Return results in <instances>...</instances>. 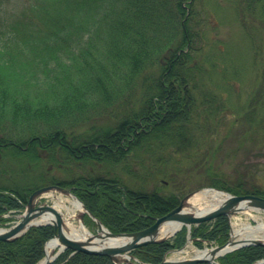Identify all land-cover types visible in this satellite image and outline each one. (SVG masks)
I'll return each instance as SVG.
<instances>
[{"label":"trees","instance_id":"16d2710c","mask_svg":"<svg viewBox=\"0 0 264 264\" xmlns=\"http://www.w3.org/2000/svg\"><path fill=\"white\" fill-rule=\"evenodd\" d=\"M239 1L264 25V0ZM194 3L30 0L23 11L29 14L5 20L0 30L6 37L0 42V159L15 165L0 164V222L4 211L23 207L32 189L48 183L69 187L112 232L140 230L177 205L184 193L164 192L161 183L152 186L147 180L163 173L176 181L180 169L198 165L194 158L202 152L207 127L214 125L210 115L218 110L197 56L204 45V18ZM214 65L210 60V68ZM197 94L212 105L205 102L202 113ZM181 157L191 161L180 165ZM47 162L65 177L53 175L33 185L16 179L32 172L43 180ZM212 174L208 185L264 196L256 186H246L240 173L233 182ZM85 223L93 221L85 215ZM229 230L228 216L219 215L191 226L190 237L197 247L202 241L220 244ZM53 235L51 224H40L0 240V264H36ZM185 240L183 226L172 238L131 252L156 263ZM262 259L263 244L218 257L220 264H264L257 262ZM47 264L115 263L106 254L65 248Z\"/></svg>","mask_w":264,"mask_h":264},{"label":"rangeland","instance_id":"374dc122","mask_svg":"<svg viewBox=\"0 0 264 264\" xmlns=\"http://www.w3.org/2000/svg\"><path fill=\"white\" fill-rule=\"evenodd\" d=\"M29 1L0 0L1 31L5 20L22 14ZM194 2L195 9L199 11L197 14L204 18V45L197 51V56L204 65L203 75L216 94L211 97L212 105L218 107V110L216 108V111L211 113L209 121L214 125L207 127L205 142L200 147L202 152L199 157L194 158L198 165L195 164L196 166L191 168L185 166L189 168L188 171L180 169L176 173V181L166 174L155 173L153 179H148L147 182L149 185L161 183L164 192L187 193L207 187L208 178L213 175L212 173L221 174L230 182L235 181L240 173L246 186L254 185L264 191V25L258 24L257 20L247 14L243 10L242 1L239 0ZM29 13L30 11H27L23 15ZM4 40L5 34L0 32V42ZM210 60L215 64L214 67L210 68ZM209 69L211 73L208 74ZM196 98V106L200 113L207 104L212 106L209 101H204L202 96L197 94ZM189 161L191 160L181 157L177 163L183 165ZM0 164L15 165L12 159L3 158L0 159ZM203 166L208 167L210 172L204 171ZM42 167L43 170L47 169L43 180L38 179L39 174L37 177L32 172L18 174L16 179H19L22 185H33L49 180L53 175L58 178H64L66 175V172L48 162ZM125 178L129 179L127 176ZM136 182L135 180L133 184L138 185ZM54 195L66 194L58 190H47L35 198L34 204H51ZM184 207L190 209L188 205ZM20 214L14 215L16 219ZM255 215H261L264 219L262 210L247 208L230 215L229 221L231 224L239 218L244 222L255 223L253 218ZM87 228L93 233L97 230L94 223L89 224ZM173 236L171 234L165 238ZM202 242V246L197 247L193 240L188 239L180 248L168 251L166 258L178 254L177 249L181 250L179 253L181 257L190 258L191 248L200 249L217 245L214 242ZM132 264L138 262L133 260Z\"/></svg>","mask_w":264,"mask_h":264},{"label":"water","instance_id":"95a60500","mask_svg":"<svg viewBox=\"0 0 264 264\" xmlns=\"http://www.w3.org/2000/svg\"><path fill=\"white\" fill-rule=\"evenodd\" d=\"M47 190H58L64 194H71L80 202L82 206V210L75 214L74 218L79 219L81 222H83L84 215L88 214L94 220L95 224L99 229L102 230L103 228H106L101 223V221L97 217H95L90 210L86 208L85 204L74 193L71 192L70 189L57 184L45 185L34 189L28 196L21 218L13 225L3 228L0 231V240H12L20 236L28 227L32 225L41 224L31 223V219L46 211L52 212L55 216V220L51 222L42 223H50L53 225L54 236L57 237L58 243L62 247L58 248L57 251L50 258L42 259L37 264H47V262L54 258L57 253H59L64 248H70L72 251H86L97 254H106L116 264L121 261L131 263V260L129 258L133 257L130 253L133 248L149 242H158L165 238L164 236H158L159 227L164 221H179L182 224L186 225L187 228H189L191 224H196L205 220H209L215 218L218 215H227L229 217L230 215L242 209L253 208L264 211L263 196L253 193L234 194L227 192V196L226 198H224L221 204H218L215 208L210 209L202 214H196L195 211L187 210L184 208L185 205H188V198L195 192L190 191L181 197L178 204L173 209L163 214L162 216L156 218V220L152 224L143 229L133 232H111L106 228L105 231H97L90 235L88 238L80 240L78 238L67 236L63 232V218L61 214L57 212L51 205L34 204L35 198L39 194ZM189 207L191 208V206ZM68 221L70 223V219ZM104 236L112 238L115 243L111 245L106 244L98 245L97 247H92L91 242L93 237ZM251 243L264 244V241L259 238L237 241L232 239L230 234L229 238L224 243L212 247L209 256H193L190 258H184L178 260L177 264H196L201 261H207L212 264H220L215 259L216 256L222 255L232 249ZM215 252H217L216 255ZM123 254H126L129 258L123 257ZM175 262L176 261L163 258L161 261L151 264H175Z\"/></svg>","mask_w":264,"mask_h":264},{"label":"bare ground","instance_id":"6f19581e","mask_svg":"<svg viewBox=\"0 0 264 264\" xmlns=\"http://www.w3.org/2000/svg\"><path fill=\"white\" fill-rule=\"evenodd\" d=\"M227 192L221 188L217 189L215 187H204L195 191L188 198V206H191L190 209L195 211L196 214H202L210 209L215 208L218 204H221L224 198H226ZM51 206L61 214L64 224L63 232L70 237L78 238L84 240L88 238L93 233L79 220H75L74 216L78 211L82 210L80 202L71 194H66L65 196L54 195V199L51 203ZM174 208V207H173ZM172 208V209H173ZM186 209V208H185ZM171 210V209H170ZM169 210V211H170ZM243 210V209H242ZM168 212V211H167ZM166 212V213H167ZM255 223L244 222L241 219H235L231 223V238L237 241L240 240H249L253 238H259L264 241V219L261 215H255ZM70 219V223L69 220ZM55 220V216L52 212L46 211L33 219L30 220L31 223H42V222H51ZM182 225L181 222L175 220L164 221L159 227L158 236H168L180 228ZM149 226V225H148ZM147 227V226H146ZM145 228V227H144ZM3 228L0 227V231ZM143 229V228H142ZM104 229H99V231H105ZM98 231V232H99ZM115 241L108 237H93L92 247H97L98 245L114 244ZM188 244L186 243V246ZM62 247L57 240V237H53L45 243V255L43 259L50 258L55 249ZM212 247L204 248H191L190 256H209ZM76 252V251H72ZM86 252V251H82ZM178 254H174L169 257V260L176 261L181 260L183 257L180 256L181 250H177ZM91 253V252H86ZM97 254V253H95ZM217 252H215V255ZM125 258H129L126 254L122 255ZM118 264H127L125 261L118 262ZM142 264H151L148 261H142Z\"/></svg>","mask_w":264,"mask_h":264}]
</instances>
